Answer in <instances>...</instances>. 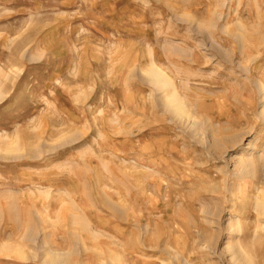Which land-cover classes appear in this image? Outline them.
<instances>
[{
	"label": "rangeland",
	"instance_id": "374dc122",
	"mask_svg": "<svg viewBox=\"0 0 264 264\" xmlns=\"http://www.w3.org/2000/svg\"><path fill=\"white\" fill-rule=\"evenodd\" d=\"M0 264H264V0H0Z\"/></svg>",
	"mask_w": 264,
	"mask_h": 264
},
{
	"label": "bare ground",
	"instance_id": "6f19581e",
	"mask_svg": "<svg viewBox=\"0 0 264 264\" xmlns=\"http://www.w3.org/2000/svg\"><path fill=\"white\" fill-rule=\"evenodd\" d=\"M150 73L152 74V76L155 78V83L158 82L160 84V82L163 84V85H168L170 84L168 79H166V77L164 76V73L161 72L160 70L156 69L155 67H152V69H150ZM152 79V78H151ZM154 80V79H153ZM152 80V81H153ZM171 81V80H170ZM161 85V84H160ZM174 88V87H173ZM175 91V89H174ZM179 97L176 96V94L171 91L170 92V95L168 97V102L169 104L176 110L178 111H182V108H181V105H180V102H179Z\"/></svg>",
	"mask_w": 264,
	"mask_h": 264
}]
</instances>
